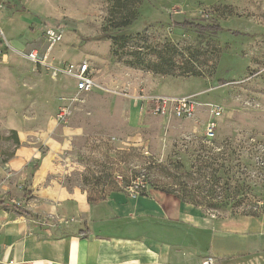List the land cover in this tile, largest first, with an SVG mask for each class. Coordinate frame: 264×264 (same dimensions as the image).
<instances>
[{
	"label": "rangeland",
	"instance_id": "374dc122",
	"mask_svg": "<svg viewBox=\"0 0 264 264\" xmlns=\"http://www.w3.org/2000/svg\"><path fill=\"white\" fill-rule=\"evenodd\" d=\"M128 18L129 24L118 27ZM184 20L222 29L173 24ZM48 27L63 34L50 59L87 61L98 83L94 91L79 92L72 78L54 77L28 59L30 49H46ZM118 28L131 37L112 39ZM0 50L5 205L34 189L40 160L20 169L8 165L23 143L50 153L51 162L63 169V183L86 190L91 201L114 193L132 198L129 184L145 182L140 195L176 184L191 187L203 203V183L214 180L203 176V161L210 160L220 178L217 198L207 200H222L223 206H200L203 217L227 219L252 210L257 215L251 216L264 217V0H0ZM157 62L174 73L156 71ZM191 66L201 75L184 72ZM141 91L193 95L198 106L186 118L139 111L131 95ZM209 103L224 107L222 117H212ZM48 119L56 122L55 148L35 137ZM211 120L215 135L208 139ZM24 132L35 138L18 144ZM236 183L245 186L243 192L234 189ZM29 221L39 225L40 235L55 229L54 220Z\"/></svg>",
	"mask_w": 264,
	"mask_h": 264
},
{
	"label": "crops",
	"instance_id": "0c3cea01",
	"mask_svg": "<svg viewBox=\"0 0 264 264\" xmlns=\"http://www.w3.org/2000/svg\"><path fill=\"white\" fill-rule=\"evenodd\" d=\"M55 125L48 119L35 137L55 148ZM29 137L32 132L19 134L21 143ZM33 161L40 163L34 189L10 205L0 200V264H202L207 257L214 264H264V217H203L200 206L160 190L91 201L86 190L63 183L50 153L23 143L8 165L20 169ZM37 216L54 220V231L40 235L29 221Z\"/></svg>",
	"mask_w": 264,
	"mask_h": 264
},
{
	"label": "built area",
	"instance_id": "2783aa9c",
	"mask_svg": "<svg viewBox=\"0 0 264 264\" xmlns=\"http://www.w3.org/2000/svg\"><path fill=\"white\" fill-rule=\"evenodd\" d=\"M46 49L34 47L27 51L28 59L37 65L45 66L52 70L53 76L60 74L68 76L75 81V88L79 92H92L97 88V80L94 76L92 66L87 61H59L56 63L55 58L50 59L52 49L62 42L63 34L56 27H48L45 30ZM1 51V50H0ZM133 106L139 111L151 112L158 115L174 114L177 117H192L197 109L198 102L193 95L170 97L154 96L141 93L131 95ZM207 109L214 117L220 118L224 114V107L219 103H209ZM65 112L60 113L62 119ZM216 122L211 120L206 125L205 136L212 139L215 135L214 129ZM147 187L145 182H134L128 186L132 197L142 194ZM202 264H214L212 257H207Z\"/></svg>",
	"mask_w": 264,
	"mask_h": 264
},
{
	"label": "trees",
	"instance_id": "16d2710c",
	"mask_svg": "<svg viewBox=\"0 0 264 264\" xmlns=\"http://www.w3.org/2000/svg\"><path fill=\"white\" fill-rule=\"evenodd\" d=\"M132 17V16H131ZM131 19V18H130ZM129 18L123 22L122 24H120L118 27H124L125 25L129 24ZM174 25H177V26H180V27H196L197 29H200V30H214V31H220L222 28L220 26V24H212V25H204V24H199V23H195V22H192V21H189V20H184V21H181V22H173ZM119 31L117 34L115 35H112V39H114L115 41H119L120 39H125V38H128V37H131V35H125V34H122L120 33V29L121 28H118ZM140 33H138L139 35ZM177 50H174L173 53L176 54ZM161 61H164V58L161 59ZM154 68L156 71L160 72V73H174L173 70H170V69H167V68H164L163 66V62H157L155 65H154ZM185 73L187 74H192V75H201V72L195 68V67H192L191 68H186L184 70ZM18 138V137H17ZM17 143L19 144L20 141L19 139L17 140ZM190 173H193V172H189ZM203 176H206L207 178L209 179H214L213 180V184L212 185H207L209 182L208 181H205L203 183V190H201V192H203V203H200L196 198H195V194L196 193H193L192 192V188L189 187V188H185V187H182V188H178L176 186V184L174 185V187H170V188H160L159 190L164 192V193H168V194H171V195H174L176 198H178L179 200L183 201V202H188V203H191L193 205H196V206H209L211 208H218V207H221L223 206V202L222 200H217V202H212V201H208L207 199L208 198H217V189L215 187V185H217V180L220 178V176L217 174V167L214 166V164H212L209 161H203ZM130 185V184H129ZM197 187H200V186H197ZM237 189L236 191L237 192H240L245 189V186L244 185H241L239 183H236V185L234 186V189ZM212 192V193H210ZM144 194V192L142 193ZM15 208L23 213V214H26V215H31L30 212H28L27 210L21 208L20 206L18 205H15ZM245 214L247 215H257V211H247L245 212Z\"/></svg>",
	"mask_w": 264,
	"mask_h": 264
}]
</instances>
